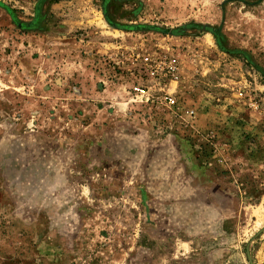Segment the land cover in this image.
Segmentation results:
<instances>
[{"label": "rangeland", "instance_id": "1", "mask_svg": "<svg viewBox=\"0 0 264 264\" xmlns=\"http://www.w3.org/2000/svg\"><path fill=\"white\" fill-rule=\"evenodd\" d=\"M0 264H264V0H0Z\"/></svg>", "mask_w": 264, "mask_h": 264}, {"label": "built area", "instance_id": "2", "mask_svg": "<svg viewBox=\"0 0 264 264\" xmlns=\"http://www.w3.org/2000/svg\"><path fill=\"white\" fill-rule=\"evenodd\" d=\"M140 60V67L136 74L141 80L139 72L145 73L151 81H155L156 85L165 86L170 81H178L180 79V67L181 63L177 55L171 54H154V53H142L137 55V60ZM135 74V75H136ZM134 98H144L149 101L151 99L150 86L143 83V81H137L132 86ZM159 100H162L170 105H175L177 99L170 93H164Z\"/></svg>", "mask_w": 264, "mask_h": 264}, {"label": "water", "instance_id": "3", "mask_svg": "<svg viewBox=\"0 0 264 264\" xmlns=\"http://www.w3.org/2000/svg\"><path fill=\"white\" fill-rule=\"evenodd\" d=\"M21 25V24H20ZM116 27H120V28H122V26L121 25H118V24H114ZM204 29H209V27H207V26H204ZM171 33H175V32H171Z\"/></svg>", "mask_w": 264, "mask_h": 264}, {"label": "trees", "instance_id": "4", "mask_svg": "<svg viewBox=\"0 0 264 264\" xmlns=\"http://www.w3.org/2000/svg\"><path fill=\"white\" fill-rule=\"evenodd\" d=\"M219 37H222V36H219ZM219 43H220V46H221L223 49H226V48L222 45V43L220 42V40H219Z\"/></svg>", "mask_w": 264, "mask_h": 264}]
</instances>
